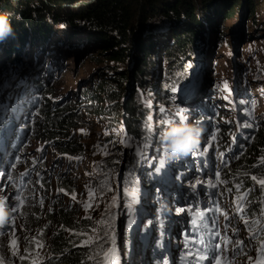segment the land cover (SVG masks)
<instances>
[{"label":"rangeland","instance_id":"1","mask_svg":"<svg viewBox=\"0 0 264 264\" xmlns=\"http://www.w3.org/2000/svg\"><path fill=\"white\" fill-rule=\"evenodd\" d=\"M94 1L76 0L64 6L79 9ZM245 4L240 3L231 19L222 22L225 34L221 38L216 32L219 23L209 28L205 24L193 27L197 29L198 40L192 44L203 45L202 48L200 43L196 48L192 44L188 46L184 64L177 58L175 65L178 62L184 69L189 61L185 72L179 67L174 69V65L168 68L171 64L167 56L174 52L169 46V32L157 33L154 52H149L148 81L156 84L159 95L148 92L149 86H145L149 82L139 83L132 76L121 82V89L106 83V95L98 94L101 82L116 78L118 73H131L130 66L139 55L134 38L137 29L125 45L129 46L125 51L129 57L112 60L110 57L115 52L104 49L100 39L91 36L96 32L91 33L82 19L77 26L79 33L76 31L77 34L63 41L68 33L58 32L56 41L61 43L46 46L34 59L33 66L14 71L10 82L14 83L12 92H2L0 85V107L6 115L4 119L0 116V196L13 209L10 222L0 226H11L0 234V264H39L52 255V238L60 234L62 225L57 215L49 219L47 214L58 210L72 212L83 224L92 222L88 233L79 235L84 236L79 246L90 251L98 248L102 256L93 258L91 254L85 264H133L127 255V244L134 232L127 226L134 224V231L140 232L139 239L142 232L145 235L143 246H148L151 252L138 264H259L264 261V244L257 240L262 229L248 233L251 224L240 216L239 200L244 190L240 194L230 190L232 181H227L224 175L232 170L231 161L235 165L234 152L240 147H251L254 125L264 120V0L259 5V24L255 26ZM96 25L95 22L92 27ZM109 68L112 72L105 71ZM38 80L44 85L37 86ZM48 87L53 90L49 95L52 102L59 103L60 107L72 104L74 114L79 116L76 126L67 129L69 136L61 134V138L70 139L73 144L70 153H64L35 125L36 109ZM124 88H128L132 98L136 95V106L142 107L141 112H151L148 120L141 115L135 122L139 137L131 135L124 139L126 130L121 114ZM87 91L92 92L90 98L85 95ZM8 100L11 106L6 109ZM114 102H118L114 118L98 112L99 104L108 112ZM21 108L24 112L19 113ZM136 112L140 116L138 109ZM220 112L225 116L220 117ZM199 115L202 120L197 119ZM180 121L198 122L203 128L201 142L181 161L164 159L166 163L161 169L159 164V167L155 165L163 156L161 133L167 125ZM248 124L253 126V132L246 136L242 133L237 140L238 127ZM218 127H223L226 133L223 142L219 141L223 132L217 131ZM122 145L127 150H116ZM182 161L183 170L172 168L171 165ZM155 168L160 173L158 191L153 197H145L147 186H153L148 185L151 171L158 176ZM119 173L124 178L123 188H128L125 191L121 188V194ZM43 177L48 183H43ZM62 178L71 181L72 190L61 188ZM254 186L258 188L259 182ZM166 191L173 196L165 198ZM163 200H168L170 205ZM194 201L195 211H200L205 218L193 214L190 203ZM193 216L198 223L196 227L203 222L204 234L215 237L212 243L220 248L215 255L209 254L200 236L192 232ZM184 227L188 228L187 236ZM115 242L118 249L114 247ZM207 242L212 245L211 241Z\"/></svg>","mask_w":264,"mask_h":264},{"label":"trees","instance_id":"2","mask_svg":"<svg viewBox=\"0 0 264 264\" xmlns=\"http://www.w3.org/2000/svg\"><path fill=\"white\" fill-rule=\"evenodd\" d=\"M75 1L76 0H0V11H7L13 14L11 22L15 30L14 38L9 37L3 43H0V55H3V57L0 58V85L2 92L9 93L13 91L12 87L14 83L11 84L10 82L12 81L11 78L14 71H18L20 68L33 66L35 62L34 59L38 56L39 52L40 54L44 52L46 46H52L53 44H57V42L61 43V40L56 41L58 32L64 30L68 33L63 41L77 34V26L81 19L82 22H84V26L87 25L85 27L91 29V33L96 32L91 36L93 38H99L104 49L115 52V54H112L110 57L112 60H119L121 57H129V52L125 53V51L129 50V46L125 45L130 43L133 38V32L137 29L136 37H134L136 38L135 41L138 47L137 52L139 54L136 57V63L131 65L130 69L128 68L129 71H131L130 74H128L127 71L118 73L116 77L118 80L114 78L101 82L98 87V94H103L104 97L106 95V83L111 84V86H118L121 89V82L128 81L131 79V76L135 80H138L139 83L145 84V82H149V69L151 66L149 58L151 54L149 52H154L153 50L157 44L156 35L160 31L165 30L169 32L170 50L174 51L167 56L168 62L171 64L168 68L170 69L171 66L174 65V69L179 67V70L181 68L185 72L189 67V57H187L188 62L185 64V69L182 68L178 62L175 65V61H177L178 58L181 59V63L184 64L183 56L184 53H188L187 47L197 39L195 37L197 29H193L195 25L198 27L205 24V27L209 28V25L216 26L217 23H219L216 32L219 33L218 35L221 38V36L225 34V25H222V22L224 20H230L231 16L237 12L236 8H238L239 4L244 2L246 3L245 6H247V14L251 16V24L255 26L260 21L259 5L263 0H96L89 5H81L79 9H74L69 5L64 6V4H71ZM95 22L97 25L96 28H93L92 26ZM90 23L93 25H90ZM252 25H250V27H252ZM70 27L75 29L72 30ZM110 30H112V33H110ZM157 30L159 31L157 32ZM213 30H215V28ZM251 35L252 33L249 32L248 36L250 37ZM199 43L200 42L193 43L191 46H195L196 48V46H199ZM132 45L134 46V42ZM202 45L203 44H201L200 48H202ZM201 51L202 49L199 50V52ZM147 56L148 58H145ZM43 58L45 62V53L43 54ZM153 59L154 56L152 55V61ZM197 65L198 60L195 62V66ZM105 71L112 72L110 68ZM36 84L37 86L44 85L43 82H39V80L36 81ZM147 86H149L147 88L148 92H156L159 95L156 84L149 82L148 84L146 83L145 87ZM38 90L41 91V89ZM122 91L124 101L122 102L123 109L121 114L124 119V128L126 130L124 139H127L128 136L131 135H137L136 137H139L140 135H138L139 133L136 130L137 124H135V122L141 119V115L145 117V121L148 120L151 112L149 110H143L144 112H141L142 107L139 105L136 106L138 98L136 95L132 98V94L128 92V88H124ZM52 92L53 90L51 87H48L43 92V100L36 109L38 118L35 121V125L40 127L46 137L54 140L64 153H70L73 144L70 143V139L61 138V136H69L67 129L76 126L79 116L74 114V107L72 104L60 107L59 103L55 101L52 102L53 99H49V95H51ZM119 94H117L116 97ZM85 95L90 98L92 92L87 91ZM11 99L15 102L14 97ZM98 101L102 103V98L99 97ZM114 103L116 104H110L111 107L108 112L105 110L103 111L102 107H100L101 104H99L98 112L102 113V115H110L114 118L115 114L113 111L118 105V102ZM10 106L11 103L10 100H8L6 109H9ZM1 109L0 107V116L4 119L6 115ZM137 109L139 110L140 116L136 112ZM8 112L10 114L9 110ZM21 112H24L23 108L19 110V113ZM15 115L16 114H14V116ZM218 115L220 117L225 116L222 112ZM202 118L203 117L199 115L197 119L202 120ZM254 126L255 136L252 139L251 147H240L234 152V155H237L234 162L235 165H233L231 161L232 170L224 173V175H227V181H232L229 185L230 190L238 192V194L241 193L239 191L244 190L241 196L242 198L239 200L240 216L242 220L251 224L248 228V233L256 229H259V231L262 229L261 234L257 235V240L264 244V183H261V181H264V120L256 123ZM245 127L248 128V133L253 132V126L248 124L245 125ZM229 129H231V127L228 128V131ZM243 130L240 131V135L244 133ZM217 131L223 132V134L219 136V141H225L226 133L223 131V127H218ZM240 135L238 137L239 140ZM126 145L119 146L116 150L124 149L125 151L127 150ZM226 152V149H224L222 154L225 155L224 153ZM116 157L118 158L117 155L114 156V158ZM125 158L126 155L123 159ZM139 159H142V161L144 160L143 156H140ZM162 159L167 160L164 154ZM169 163H174V161ZM183 163V161L179 164L176 163V165H172V168L184 169V167L182 168ZM155 165L159 167L158 163H155ZM155 171L158 176L151 171V181L148 185L153 186H147V191H145L146 194H143L145 197H153L152 195L156 194L158 191L157 187H159L160 173L157 168H155ZM252 177L256 178L254 180L255 182H259L260 186L258 188L254 186L255 182L250 180ZM123 180L124 178H121V174L119 173L118 192L121 188L124 191L128 189L127 187L123 188ZM166 180L164 182H166ZM43 183H48L45 177H43ZM60 186L64 190L73 189L71 181L67 178L60 179ZM166 192L167 197L165 196V198L173 196L171 192ZM164 202L165 204H169L168 200ZM190 207H194V204L190 203ZM195 209L194 207L192 210L193 214L201 217L204 216L200 211H195ZM56 215L62 225L60 234L52 238V255L39 264H85L87 257L91 254H94L93 258L96 255L102 256V251L98 248L94 251H90L88 248L79 246L84 239V236L80 237L79 235L82 232L85 234L88 233L92 222L83 224L73 217L72 212L64 210H58L55 213L49 212L47 214L49 219L54 218ZM146 218H149V216H146ZM203 218H205V216ZM151 220H153L152 217ZM205 220L209 222L208 218ZM191 221L195 224L193 219ZM135 226L136 224H134V226H127L128 229L130 228L133 230L134 237L131 238L128 244L126 243L128 245L127 255L132 258L133 264H136L142 255L144 257L146 251V248L143 246V238L145 235L142 232L139 239L137 235L140 232H138V229L136 232L134 231ZM127 228L124 230H127ZM67 230H70L71 233H67ZM132 230L131 232L128 231L131 236L133 234ZM204 232L206 231L203 228L202 222L201 229L194 234L201 237V234ZM184 234L186 236L188 234L186 229H184ZM136 237L139 240H137Z\"/></svg>","mask_w":264,"mask_h":264},{"label":"clouds","instance_id":"3","mask_svg":"<svg viewBox=\"0 0 264 264\" xmlns=\"http://www.w3.org/2000/svg\"><path fill=\"white\" fill-rule=\"evenodd\" d=\"M12 15L11 12L0 11V43H3L9 37H15V30L11 22ZM202 134L203 128L198 122L190 124L187 121H180L178 123L174 122L167 125L161 133L164 156L169 160H179L182 157L187 156L199 146ZM225 156L226 153L224 157ZM119 193H121V189L119 190ZM194 203L196 202L194 201L193 204ZM12 215L13 209L8 206L6 198L0 196V226L8 224ZM181 217H184V215ZM192 219L195 222V216L191 217V220ZM196 224L198 223H192L193 233H196L201 229V225L196 227ZM184 228L188 232V228ZM201 237L200 238L204 243L203 248L209 254L215 255V253L219 252L220 248L212 243L216 240L215 237H208L207 234L204 233L201 234ZM207 240L211 241L212 245H209Z\"/></svg>","mask_w":264,"mask_h":264},{"label":"bare ground","instance_id":"4","mask_svg":"<svg viewBox=\"0 0 264 264\" xmlns=\"http://www.w3.org/2000/svg\"><path fill=\"white\" fill-rule=\"evenodd\" d=\"M14 116V115H13ZM16 116H14V118H15ZM13 122V121H12ZM9 127V126H8ZM6 128V127H5ZM244 129V130H243ZM4 129H2V131H3ZM244 131V133H245V136L247 135V131H249L248 130V128L247 127H242V128H240V127H238V131H237V133H236V135H237V137H239L238 135H240V131ZM238 139V138H237ZM1 141H2V139L0 140V144H1ZM189 161V160H188ZM172 166V165H171ZM178 170L179 171H181V170H183V169H180V168H178ZM175 174V173H174ZM193 173H192V171H190V173L188 174L189 176H191ZM184 175H186V174H184ZM167 188V187H166ZM170 203V202H169ZM168 205H170V204H168ZM172 224H174V222H172ZM177 227H178V223L176 222V227H175V229H177ZM170 239H172V235L170 236ZM146 241V243L148 244V240H145ZM116 243V245L114 246L116 249H118L119 248V245H118V243L117 242H115ZM146 248V251H145V256L147 255V257H149L150 255H151V252H150V248L147 246V247H145ZM116 252V251H115ZM170 255V254H169ZM144 256V257H145ZM171 256V255H170ZM144 257H141L140 258V260H142ZM140 260H138V262H141ZM114 261V258H113V260H112V262ZM138 262L136 263V264H138ZM112 264V263H111Z\"/></svg>","mask_w":264,"mask_h":264},{"label":"snow or ice","instance_id":"5","mask_svg":"<svg viewBox=\"0 0 264 264\" xmlns=\"http://www.w3.org/2000/svg\"><path fill=\"white\" fill-rule=\"evenodd\" d=\"M165 163L166 161H164L163 159H160L158 161V164L160 165L161 168H163L165 166ZM5 179H7V175H5ZM253 180H255L256 178L255 177H252ZM261 183H264V181H261ZM21 202L23 200V197L20 198ZM3 228L0 227V231H2ZM12 247H13V250L15 251L16 250V241L13 240V244H12ZM208 257H205V259H207ZM217 264H219V262H217ZM259 264H264V261H260Z\"/></svg>","mask_w":264,"mask_h":264},{"label":"water","instance_id":"6","mask_svg":"<svg viewBox=\"0 0 264 264\" xmlns=\"http://www.w3.org/2000/svg\"><path fill=\"white\" fill-rule=\"evenodd\" d=\"M9 227H11V226H9ZM9 227H5V228H3V230L0 231V234H2V233H6V232L9 230Z\"/></svg>","mask_w":264,"mask_h":264}]
</instances>
